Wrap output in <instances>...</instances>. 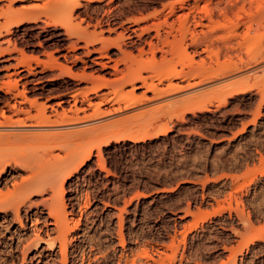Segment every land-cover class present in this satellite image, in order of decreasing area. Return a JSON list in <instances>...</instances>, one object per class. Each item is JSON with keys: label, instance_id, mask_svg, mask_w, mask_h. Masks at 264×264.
I'll return each instance as SVG.
<instances>
[{"label": "rangeland", "instance_id": "1", "mask_svg": "<svg viewBox=\"0 0 264 264\" xmlns=\"http://www.w3.org/2000/svg\"><path fill=\"white\" fill-rule=\"evenodd\" d=\"M172 1L0 0V126H18L5 120L35 114L33 101L45 103L52 119L74 104L79 117H90L96 103L102 110L89 118L101 121L86 126L99 130L85 138L37 136L85 126L24 130L18 132L36 136L0 145L10 163L0 177L2 192H16L14 180L32 174L49 182L31 196L37 206H20L23 228L13 213H0V264H264V0H197L188 26L201 16L209 26L206 10L212 9L216 32L205 38L199 32L203 43L193 46L201 26L191 23L187 55L157 53L152 70L142 71L163 92L139 81L134 95L140 100L125 107L130 85L115 95L111 83L150 54L140 56L137 46L117 38V24L149 16L142 24L160 25L163 37L168 26L161 12ZM109 27L116 32L100 34ZM93 57L110 74L93 67ZM228 63L209 80L190 77L196 86L211 84L195 91L184 79V89L171 92L159 79L171 68L187 77ZM97 75L107 82L98 94L89 91ZM23 161L27 170L15 165Z\"/></svg>", "mask_w": 264, "mask_h": 264}, {"label": "bare ground", "instance_id": "2", "mask_svg": "<svg viewBox=\"0 0 264 264\" xmlns=\"http://www.w3.org/2000/svg\"><path fill=\"white\" fill-rule=\"evenodd\" d=\"M193 1H195V2H193L192 4H189L185 0L172 1L168 5L169 9H168V12L166 14H163L162 10H161L162 12L160 11L161 14L164 16V20H163L164 23L163 24H166L168 26V29L164 33L163 37H162V34L160 32V27H159L160 25L157 26L153 23H152V25H149L147 23L142 24V23H145L147 21L149 16H141L139 18L137 17V18L132 20V23H127L128 25L124 24L125 21L117 24L118 27L121 28L120 32H118V34H117V38L127 39L131 45L137 46V51L139 52L140 56L142 54H150V57L146 58L147 60L146 59H144L143 61H142V59L138 60L135 68H130L126 73H124L122 75V77L117 78V80L115 79L111 83V87H112L115 95H119L123 91V89L126 85H130L131 90H129V92L131 93V95L126 97L125 99H123L125 107L130 106V105H132V104H134L140 100V96L137 98V96L134 95V90L138 88L137 83L139 81H141L143 83V86H145L146 90H151V91H154L155 93H162L163 92V90H164L163 88H161V87L159 88L151 82L152 76L147 77V78H149V80L151 78V80L149 81L150 83H148L146 80L147 78H145L146 76L143 77L142 71L144 72L145 70L146 71L152 70L151 67L152 66L154 67L155 64L157 63V61H156L157 53H160L162 55V58L164 59L166 57V54L172 53L178 49H182L184 51L185 55H187L186 50H185L186 48L184 46V41L186 39V33L189 30L188 27H190L191 23L195 22L194 26H197V27L201 26L203 28V26H204V27L208 28V30L204 31L203 29L200 30L201 29V27H200L198 33H196V35H198V37L196 36L197 37L196 38L195 36H193L195 38H193V39L191 38V43L194 44L193 46H195V45L198 46L201 43H203L201 40V34H199V32H201L202 35H204V38H205V36L211 37L214 34V32H216V29H218V26H220V25L216 24L215 23L216 21H214V19L212 18L214 16L212 9L206 10V18L207 19L209 18V21H210L209 26H206V24L204 25L203 24L204 22L202 23V19H203L202 16H201V18L198 17V19L195 21H193L194 18H191L192 22L190 21L189 26H188V22L190 20L189 17L191 15L194 16V14L198 8L197 0H193ZM237 1L238 0H234L232 4H235V2H237ZM177 9L182 10V13L179 15H176V19L168 22L167 18L169 16L176 14ZM176 21L178 23L177 28L175 26ZM16 22H18V21H16ZM152 30H154V32H155V34L152 33L154 35H150V32ZM113 31L116 32V28H112V27H109L108 29L100 28V34H103L104 32L111 33ZM176 31L178 32V37H177ZM144 35L149 36V38H146ZM170 36L173 38L170 39L171 38ZM158 41H160V42H158ZM214 41H215V39L213 41H211V43ZM207 46H208V44H207ZM210 53H212V55H216V53L215 52L213 53V51H210ZM98 58L94 59V57H93V58H90L89 61L91 64L94 65L93 67L99 66L100 71L106 72L107 74H110V72L108 71L109 65H107L106 62L104 63L103 61H101L100 57H98ZM83 59L80 58V61ZM87 60H88V58H87ZM193 60H194L193 55L188 57V63H190ZM83 62L88 66L90 64V63L87 64L86 60L85 61L83 60ZM232 64L233 63H228L225 66L221 67L220 69H217L216 71L211 72L210 70H205V71H202V72L197 73L195 75H189L187 77L181 71L175 70V68H171V69L167 70L163 76H159V74H156V75L159 76L160 81H163V80L167 81L166 88L168 89V91L175 92V91L184 89V86H182L179 82V81H183L184 79L187 81L185 88H190V89L192 88V90L195 91L197 89L198 90L202 89L205 86H210L211 84L207 85V83H206V85L204 84V86H201V85L196 86L200 82L194 81V80L190 81V77H192V78L198 77L201 80L202 79L203 80L204 79L209 80L210 77L218 76L220 73H223L225 70L230 68L232 66ZM92 69H94V68H92ZM90 71H93V70H90ZM93 72H91L90 74L89 73L87 74L83 70L82 73H83V75L92 76ZM111 73H113V72H111ZM103 75L102 76L97 75L95 77L96 80H95L92 88L89 89L90 92H97V94H98V91H100L101 89H103V87H105L107 85V82L104 81L105 76H103ZM190 92H191V90H190ZM205 92L208 94L209 91L208 92L205 91ZM143 93H145V92H143ZM102 94L101 93L99 94V97L101 99H102V97L104 98L106 93H104V96H102ZM183 94H184V92H183ZM204 95L206 96V94H204ZM143 97H145V96H143ZM197 97H199V96L198 95L193 96L190 98V100L193 101V99H194V101H198L195 99ZM168 98H169V96H168ZM86 99H87V103L88 104L90 103L89 105H92L90 99L87 97H86ZM75 100H76V98H75ZM83 100H85V99H82V101ZM64 101H65L64 99L58 100L56 102V104L60 105ZM33 102H34L33 104L36 106V109H37V112H35V114L31 115V114L27 113V116L24 118L16 117V119H14V120H11L9 118H8L9 121H8V119L5 120L7 123H10L12 121L15 123V125L18 124V126L10 127V124H9V126L8 125L6 126L5 124H4L5 126L4 125L0 126V145L4 144V142L5 143L8 142V146H9V144H10V146H12V145H14V143L16 141L20 140L23 137H34V136H36L35 133L25 134L24 132H18V131L47 130L49 128H51L53 130L54 129L55 130L60 129L63 131V130L75 128V127L76 128L77 127H83V126L86 127L87 125L101 121V119H96V117L91 118V120H89L90 117H94V116H97V118H99L98 116L101 115V113H102V110H101L99 104H97V103L95 104V106L93 108L94 109L93 113H92V115H90V117L85 116V115L79 117V111L81 108L76 107V105L74 104V108L72 110L70 109L69 113L63 111L60 114H58V113L52 114L55 117V119H52L51 116L49 114H47L45 111V106H46L45 103L40 104V106H39L37 104V101H33ZM140 114H141V112H140ZM137 115H139V113H137ZM26 118L30 119L29 123L27 121H25ZM92 119H94V120H92ZM85 127H84V129L81 128V129H78L76 131L72 130L74 132H69V130L68 131L66 130L62 133L45 132V133L37 134V136L39 138L46 137L48 135L50 137H55L59 134H65V136L67 134V136L68 135L70 136L71 133H72V135L74 134V135L82 136L81 134H85L87 136V134H93V133L97 132L99 130L100 125H99V127L98 126H95V127L93 126L91 128L89 126L86 128ZM81 138H85V137L82 136ZM89 154H90V151H88L87 156L85 155L83 157V159L80 161L81 164L89 156ZM8 164H10L9 159H5V158L1 157V155H0V177H1L2 173L5 172V169L8 166ZM15 165H16V167L22 166L23 168H26V170L29 166L27 161H23L20 163L15 162ZM69 174H66L65 178ZM5 179H4L5 182H4L3 186H6V183H7ZM15 180H14L12 185L14 186L16 192L14 191L11 194H5L0 189V213H4L5 215L9 214V212L13 213L14 216H16V219H17L16 221H18V224L23 228L24 226L22 225V219L19 216L20 215L19 214L20 206H22L23 204L27 205V203H28L27 206H30V207H31V205L37 206V202H34V201L32 202L31 196L39 194V193L41 194L42 192L44 193L46 191V189H48L47 185L49 184V182L44 180L42 177L37 176V175H33V174L31 176H28V177H22L20 179V181H15ZM61 191H63V190L61 189ZM40 199H41L40 202L42 204L45 205L47 203V197L46 198L42 197ZM38 205H39V203H38ZM51 211L53 212L55 210H51ZM62 224H64V223H62ZM37 238H39V237H37ZM35 241L36 242L41 241V239L39 238L36 240H31L29 243L31 245L33 244L32 246H34V243L36 244ZM47 243H48L47 246L49 245L48 248L53 247V242H47ZM62 244L63 243L60 244V248H61L60 252L64 253L66 245L64 246V244L63 245ZM27 245L29 246V244H27ZM29 249H30V247H29ZM26 251H27V249H26ZM24 254H26V252ZM23 257L25 258V255ZM23 261H24V259H23ZM65 262L66 261H64L63 264H66Z\"/></svg>", "mask_w": 264, "mask_h": 264}, {"label": "trees", "instance_id": "3", "mask_svg": "<svg viewBox=\"0 0 264 264\" xmlns=\"http://www.w3.org/2000/svg\"><path fill=\"white\" fill-rule=\"evenodd\" d=\"M112 167V166H111ZM174 185V184H173ZM155 186H158V187H162V186H164L162 183H159V184H157V185H155ZM153 190V188H151V189H149L147 192H151Z\"/></svg>", "mask_w": 264, "mask_h": 264}]
</instances>
